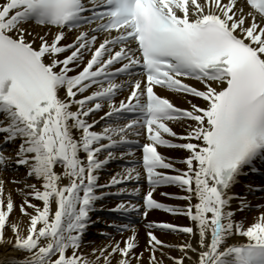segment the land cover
I'll list each match as a JSON object with an SVG mask.
<instances>
[{"label": "snow or ice", "instance_id": "6c2138e0", "mask_svg": "<svg viewBox=\"0 0 264 264\" xmlns=\"http://www.w3.org/2000/svg\"><path fill=\"white\" fill-rule=\"evenodd\" d=\"M257 193L264 0H0V264H264Z\"/></svg>", "mask_w": 264, "mask_h": 264}, {"label": "bare ground", "instance_id": "6f19581e", "mask_svg": "<svg viewBox=\"0 0 264 264\" xmlns=\"http://www.w3.org/2000/svg\"><path fill=\"white\" fill-rule=\"evenodd\" d=\"M166 154L174 156L177 159H179L180 156L182 155L180 152H168ZM112 167L114 169L118 168V166L115 165V164L112 165ZM21 171H23V170H21ZM245 182H247V181H245ZM144 187L146 188V186H144ZM159 191H171V192L179 193L178 189L170 188V187L169 188H161V189H159ZM238 191H242V189H238ZM257 195L260 196V195H264V194L257 193ZM16 199H17V202H19L20 197L16 196ZM156 199H158L159 201H161L163 203H169V204L177 203L176 201L170 200L167 197H163V196H160V195H156ZM255 202L256 201H254V203ZM254 214L255 213H253L251 215H254ZM251 215L249 216V219H251ZM150 216H151V219H153V220L166 221V222L177 223V224H181V225L186 224V223H190L185 218L174 217V216H172V215H170L168 213H165L163 211H160V210H155L153 213L150 214ZM95 232H96V229H93L92 230L93 235L90 237V239H95L97 243L102 242L103 238L102 237H96L95 236ZM157 234L160 235L162 239H165L166 241H169V242H174L175 243V242H180V241L183 240V237H178L175 234H164V233H160V232H158ZM9 235H11V233H9ZM117 238L119 239V237H117ZM145 241H146V235H145L143 227L141 226V229H140V242H141L142 246L145 243ZM3 251H4V249L0 248V252H3ZM173 255H179V253L174 252Z\"/></svg>", "mask_w": 264, "mask_h": 264}]
</instances>
